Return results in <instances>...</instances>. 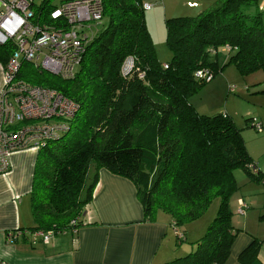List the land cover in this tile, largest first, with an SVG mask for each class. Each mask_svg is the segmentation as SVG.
Wrapping results in <instances>:
<instances>
[{
  "label": "trees",
  "instance_id": "16d2710c",
  "mask_svg": "<svg viewBox=\"0 0 264 264\" xmlns=\"http://www.w3.org/2000/svg\"><path fill=\"white\" fill-rule=\"evenodd\" d=\"M100 2L106 25L87 42L72 78L28 61L21 62L17 73L18 79L56 90L78 105L67 120L68 130L37 150L29 195L36 224L28 230H52L55 235L76 231L83 224L97 170L104 168L133 182L146 220L162 211L179 226L199 217L219 197L217 213L193 243L195 250L163 264H224L239 231L228 204L236 188L234 171L260 181L264 172L252 162L240 129L226 112L198 114L188 99L207 82L196 78V71L218 72L224 45L232 48L227 62L241 74L264 70L258 0H218L195 17L167 20L172 53L171 62L164 63L167 68L155 56L142 0ZM56 6L55 0H41L35 22L66 28L61 19L50 18ZM14 49L12 41L0 45L1 65ZM128 56L141 78L137 72L121 75ZM90 162L95 171L85 185ZM260 244L252 240L240 253V263L256 259Z\"/></svg>",
  "mask_w": 264,
  "mask_h": 264
},
{
  "label": "crops",
  "instance_id": "0c3cea01",
  "mask_svg": "<svg viewBox=\"0 0 264 264\" xmlns=\"http://www.w3.org/2000/svg\"><path fill=\"white\" fill-rule=\"evenodd\" d=\"M258 10L264 26V0H258ZM246 150L264 172V136L253 138ZM36 153L27 149L12 154L9 171L0 175V264H163L192 252L193 243L203 236L205 223L191 235L179 229L180 240L171 230L168 214L157 211L152 220L144 219L133 182L99 168L83 224L74 234L67 231L44 243L28 230L36 224L29 200ZM236 176L246 185L236 206L241 200L247 208L241 217H232V225L239 231L224 264H241L240 253L254 239L261 244L249 264H264V180L250 179L242 170ZM9 235L14 236L11 241Z\"/></svg>",
  "mask_w": 264,
  "mask_h": 264
},
{
  "label": "built area",
  "instance_id": "2783aa9c",
  "mask_svg": "<svg viewBox=\"0 0 264 264\" xmlns=\"http://www.w3.org/2000/svg\"><path fill=\"white\" fill-rule=\"evenodd\" d=\"M39 4L35 0H0V45L12 41L15 49L5 65H2V87L0 90V175L9 171L12 154L27 149L38 150L47 141L59 138L68 130L67 120L78 109V105L53 89L31 85L17 78L22 61L31 62L60 77L72 78L87 42L94 36L93 27L101 20L100 0H59L51 10L52 20H62V26L50 27L35 22V11ZM142 8L149 10L150 3ZM224 55L232 48L224 45ZM167 68V65H163ZM137 72L133 57L124 59L120 72L123 77ZM195 77L210 81L208 70H198ZM26 124L18 126L20 123ZM28 122V123H27ZM256 132L264 131L262 122L255 117L249 120ZM264 180V176H262ZM243 209L244 203L239 200ZM246 207V205H245ZM74 221H71L73 224ZM177 226L173 228L175 230ZM74 234L76 231H70ZM46 243L55 236L52 230L34 233ZM176 236L182 239L177 230ZM14 236H8L11 241Z\"/></svg>",
  "mask_w": 264,
  "mask_h": 264
},
{
  "label": "rangeland",
  "instance_id": "374dc122",
  "mask_svg": "<svg viewBox=\"0 0 264 264\" xmlns=\"http://www.w3.org/2000/svg\"><path fill=\"white\" fill-rule=\"evenodd\" d=\"M217 1L218 0H142L143 3L151 4L149 10H144V19L152 41L155 56L159 62L162 64L169 63L172 59V53L166 42L167 20L180 17H195L202 11L212 8ZM40 2L41 0H35L37 4ZM55 2L59 4V0H55ZM105 25V18L96 21L93 27V34L102 30ZM218 54V72L210 81L203 83L197 92L190 95L188 101L198 114L215 115L226 112L237 128L240 129L246 146L250 147L253 138L264 136V131L258 133L253 128L246 125L247 119L255 117L261 121L262 126H264V70H257L250 74H241L234 64L227 62L226 58H223L222 53L219 52ZM132 73H135L134 70ZM130 75L131 74L126 77ZM94 171L95 164L94 162H90L85 176V185H88ZM238 171H240V169L234 171L236 188L232 191L228 199L233 218L241 217L247 208L245 202L242 201L244 207L240 210L242 206L239 200L236 206V198L242 195L246 187V185L238 182V177L236 176ZM241 173L246 177L243 172ZM218 205L219 197L212 198L206 210L199 217L179 226L176 225V229H180L189 235L196 231L195 228L202 227L204 223L207 229L217 213ZM170 226L173 234L178 238L175 234L177 230L173 228V225ZM206 229H204V233ZM183 243L185 244L186 241ZM181 256L177 255V258Z\"/></svg>",
  "mask_w": 264,
  "mask_h": 264
}]
</instances>
